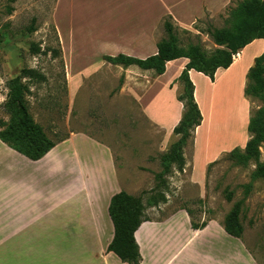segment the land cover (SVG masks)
I'll return each instance as SVG.
<instances>
[{
    "label": "crops",
    "instance_id": "obj_1",
    "mask_svg": "<svg viewBox=\"0 0 264 264\" xmlns=\"http://www.w3.org/2000/svg\"><path fill=\"white\" fill-rule=\"evenodd\" d=\"M108 1H115L119 13L115 15V30L106 33L102 52L104 56L123 54L137 59L157 53L154 34L162 17L170 16L176 25L187 29L204 11L214 13L228 2ZM120 16L121 21H118ZM248 50H252V54L244 57ZM256 50L258 54L254 55ZM263 51L264 41L254 40L240 51L241 62L235 66L239 52L227 69L215 71L213 81L195 70L188 72L202 120L183 148L182 171L174 169V172L182 173L189 185L204 188L208 166L222 156L227 157L235 146L243 150L247 142L236 134L231 141L220 142L215 129L210 130L200 96L209 103L212 94L232 80V70L240 72L239 97L243 96L246 73ZM187 63L186 58L169 61L159 76H153L151 70L129 67H135L141 76L131 82V85H143L142 92L134 97L145 118L162 131V153L166 152L168 138L173 135V128L183 112L176 89L177 79ZM242 102L240 111H234L237 117L243 114L244 107L247 112L245 101ZM169 107L177 113L171 124L166 122ZM234 112H230L231 116ZM247 124L248 120L244 127ZM54 142L41 159L32 161L0 141V235L3 238L18 236L20 240L25 237L26 241L12 245L2 243L0 264H127L107 252L113 238L108 207L111 197L119 192L139 196L136 193L147 181V173L126 172L118 167L112 146L85 132L69 133ZM155 208L159 207H148L145 212ZM133 237L141 256L140 264H262L243 240L228 235L220 222L209 220L202 228H192L184 208L161 220L142 222Z\"/></svg>",
    "mask_w": 264,
    "mask_h": 264
},
{
    "label": "rangeland",
    "instance_id": "obj_2",
    "mask_svg": "<svg viewBox=\"0 0 264 264\" xmlns=\"http://www.w3.org/2000/svg\"><path fill=\"white\" fill-rule=\"evenodd\" d=\"M245 1L228 0L219 11H204L187 29L173 24L176 45L185 51L196 47L210 57L220 47L209 31L228 28L230 10ZM118 13L115 1L108 0H0V131L16 119L12 99L15 90L20 89L29 115L51 141L61 140L69 133L85 132L112 146L118 167L126 172H146L147 181L136 193L139 196L148 193L140 197L145 204L153 189L164 190L155 189L154 174L161 170V155L165 152H161L162 131L145 118L135 100L134 95L143 89L141 84L131 85L135 78H141L136 68L131 67L132 71L103 60L104 38L107 32L115 30ZM161 22L155 30V44L169 39ZM231 72L232 80L215 91L209 103L202 98L201 101L211 108L212 116L207 121L213 130L216 127L220 142L231 141L234 134L241 135L245 142L250 137L245 121L264 107V101L251 95L239 97L240 72ZM262 77L264 80V73ZM248 83L245 76L243 89ZM180 89L179 83L176 94ZM242 101L247 112L243 105L245 121L240 124L234 111H240ZM232 111L235 114L228 116V123H223L226 113ZM176 114L174 109H167V124L175 120ZM177 139L175 135L168 138L167 150ZM259 152V161L264 163V142ZM254 170L252 161L239 163L222 156L208 166L205 186L198 189L173 169L166 175V202L144 211V217L161 220L184 208L193 225L209 220L222 224L233 203L240 202L243 227L240 239L264 264V179L252 178ZM228 193L231 202L225 199ZM24 242L25 237L20 240L18 236L0 235V245Z\"/></svg>",
    "mask_w": 264,
    "mask_h": 264
},
{
    "label": "trees",
    "instance_id": "obj_3",
    "mask_svg": "<svg viewBox=\"0 0 264 264\" xmlns=\"http://www.w3.org/2000/svg\"><path fill=\"white\" fill-rule=\"evenodd\" d=\"M162 20V27L169 36L168 40H160L155 45L157 53L146 59L132 58L123 54L116 56H103V60L112 66L124 68L135 66L141 70H151L154 75L159 76L165 71V64L169 61L186 58L185 65L177 81L181 85L176 98L183 105V112L178 124L173 128V135L178 139L171 144L170 148L161 155V170L154 174L156 182L155 189L146 197L145 204L141 196L135 197L125 192H119L111 197L108 214L113 224V238L107 246V252L115 254L122 262L127 264H140L141 256L135 243L133 234L140 224L147 219L144 217L146 207H157L166 202L167 179L166 175L173 169L181 172L185 160L183 148L191 138L194 129L200 125L202 117L193 97V84L189 79L188 72L195 70L202 73L213 81V76L218 68L227 69L237 55L245 46L252 41L262 39L264 41V1L247 0L233 8L229 12L228 28L212 29L209 31L214 43L220 48L210 57L203 55L198 48L189 47L187 51L176 45L172 33L175 24L170 16ZM264 51L253 61L246 78L249 83L243 89L244 96H254L264 101ZM26 71H23L25 73ZM17 86V80L14 81ZM12 104L16 110L15 121L5 130L0 131V141L29 160L41 159L53 146L51 141L29 115L23 104L22 92L15 90ZM250 137L243 150L234 148L227 155V158L236 159L239 163L252 161L255 170L252 178L264 179V163L259 161V146L264 142V107L259 109L249 119L246 127ZM226 201L231 202L232 196L228 193ZM241 203H233L230 211L224 217L222 223L225 232L237 239L243 234L241 223ZM206 223L192 228H202Z\"/></svg>",
    "mask_w": 264,
    "mask_h": 264
},
{
    "label": "bare ground",
    "instance_id": "obj_4",
    "mask_svg": "<svg viewBox=\"0 0 264 264\" xmlns=\"http://www.w3.org/2000/svg\"><path fill=\"white\" fill-rule=\"evenodd\" d=\"M246 47V46H245ZM245 47L243 48V49H245ZM242 49V50H243ZM248 52H250L251 54H252V50L251 51H248ZM248 52H246L245 54H244V57L246 56V54L248 53ZM258 51L256 50L254 53H257ZM250 53H249V55H250ZM242 56H243V54H242V52H240V55L237 57L236 56V58H235V66L237 65V64H239L240 62H241V59H243L242 58ZM202 92V91H201ZM202 97L200 96V99H201ZM205 102V101H204ZM205 104V103H204ZM203 103H202V101H201V106H202V110H203V113H204V116H205V118L208 120V118L210 117V116H212L211 115V108L209 109L208 108V106L207 105H204ZM207 104V103H206ZM211 104V103H210ZM211 106V105H210ZM215 107V106H214ZM217 108V107H216ZM228 116H231V113L229 112V113H226V116H225V122H224V119H223V123H228ZM221 117V116H220ZM246 118H247V116H246ZM220 120V119H219ZM238 121H239V123L240 124H242V122H244L245 121V116H244V112H243V114L240 116V117H238ZM214 123V122H213ZM212 123V124H213ZM220 123H221V121H220ZM216 124H218V123H216ZM221 125H222V123H221ZM223 127V126H222ZM212 128V127H211ZM213 129V128H212ZM215 129H216V127H215ZM217 130H219V129H217ZM214 131V130H213ZM220 131V130H219Z\"/></svg>",
    "mask_w": 264,
    "mask_h": 264
}]
</instances>
